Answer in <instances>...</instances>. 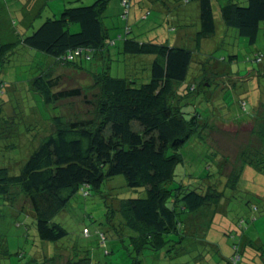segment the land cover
Returning a JSON list of instances; mask_svg holds the SVG:
<instances>
[{
    "label": "trees",
    "instance_id": "obj_1",
    "mask_svg": "<svg viewBox=\"0 0 264 264\" xmlns=\"http://www.w3.org/2000/svg\"><path fill=\"white\" fill-rule=\"evenodd\" d=\"M191 1L137 0L133 5L132 0H118L126 22L124 35L108 43L102 19L109 0L65 8L58 18L47 19L30 35L19 37V45L33 50L38 59L27 81L31 98L36 102L40 99L44 106L53 108L62 101L81 99L86 107L82 117L66 119L58 111L57 115L50 116V131L42 137L17 175L10 174L8 167H0V205H11L16 199L12 194L15 190L16 195L25 197L38 241L55 244L67 237V231L53 219L69 201L78 193L85 198L90 191L99 192L105 181L122 176L128 188L143 189L144 197L122 200L117 205L116 215L107 214L105 222L100 223L93 234L84 227L83 237L93 235L105 254L111 253L112 243L116 242L129 254L133 253L136 263L143 251L156 252L166 247L167 251L181 254L186 251L192 254L195 250V264L208 263L205 259L207 249H211L206 240L208 232L217 219L223 223L228 217L224 190L235 189V182L247 166L264 175V151L242 152V168L230 173L229 183L220 190L216 183L207 181L190 186L174 181L175 169L182 161L181 148L195 135V129L203 125H200L201 119H186L178 106L183 96L174 86L185 84L193 61V51L179 45L181 40L185 41L188 31L196 42L216 34L211 0H195L198 30L191 31L194 19L189 17V7H186ZM152 15L160 18L154 21L155 18L150 19ZM130 17L131 24L128 23ZM220 17L226 28L234 29L248 45L254 46L264 22V0L228 1L220 7ZM147 23V34L142 37L139 27ZM163 25L169 31H181L173 44L152 41V35L158 34V28ZM220 35L221 32L215 39L219 40ZM17 46L14 42L0 43V74L2 64ZM115 53L130 58L128 64L125 63L126 69L140 67L146 60L142 56L152 57L147 64L150 63V76L128 71L124 78L111 77L107 69ZM235 59L236 55L228 58L230 63ZM94 60L102 66L108 62V67L104 65L102 70L84 67L85 62ZM251 61L264 65V52L255 54ZM56 66L86 71L92 82L86 93L79 86L61 85V76H53ZM259 73L264 77V67ZM211 75L216 76L217 72ZM201 83L184 89L188 93L194 92L195 87L202 91ZM3 85L0 79V88ZM4 93L1 89V100ZM243 93L248 97L250 91ZM263 95L264 92L260 93L256 101ZM0 119L1 123L6 122L3 115ZM258 129L264 133V123ZM250 208L257 210L254 205ZM245 220L238 216L236 226ZM231 231L238 235L239 243L233 244V256L226 264L242 259L246 264H264V243L249 241L241 230L238 232L231 227L225 233L227 238L231 237ZM79 245H71L68 264H89L88 250ZM78 254L82 255L77 257ZM53 255L54 252L43 262L53 260ZM32 261L35 260L31 258L25 264Z\"/></svg>",
    "mask_w": 264,
    "mask_h": 264
},
{
    "label": "rangeland",
    "instance_id": "obj_2",
    "mask_svg": "<svg viewBox=\"0 0 264 264\" xmlns=\"http://www.w3.org/2000/svg\"><path fill=\"white\" fill-rule=\"evenodd\" d=\"M94 1L0 0V43L14 42L18 45L8 56L7 62L2 64L0 74V79L4 82L0 90L5 92L2 100L0 99V115L6 118V122L2 123L0 119V167H8L12 175L20 172L30 154L42 141V137L50 131V116L57 115L58 111L69 119L73 116L82 117L86 111L81 99L59 102L57 110L44 106L40 99L36 102L31 98L33 95L28 89L27 81L29 75L34 73L38 59L33 50L19 45V37L30 35L47 19L58 18L65 8L87 6ZM132 1L133 5L137 3V0ZM228 1L244 3L245 0H211L216 24V34L213 37L196 42L188 31L185 41L181 40V44L179 43V46L193 51V61L185 84L182 87L174 86L175 91L179 90L183 96L179 99L178 106L186 119H201L200 125H203L195 129V135L180 150L182 161L177 165L174 177L177 184L190 186L207 181L216 183V188L220 190L226 182L229 183L228 175L242 168V152L249 154L264 151V133L258 129L264 123V95L256 101L257 96L264 92V77L259 75L264 65L251 61L255 54L264 52V22L260 26L259 40L254 46L248 45L247 40L239 37L234 29L223 25L220 7ZM186 7H189V17L194 19L191 26L194 33L198 30L196 1L192 0ZM121 13L118 0H109L102 19L108 33L107 43L117 41L118 36L124 35L126 22ZM131 18L128 20L129 24ZM151 18H155V21L160 17L152 15ZM148 24L139 27L140 36L147 34L145 30ZM158 29V34L154 33L155 30L151 31L154 33L151 39L156 43L168 40L167 42L173 44L174 38L181 32L169 31L164 25ZM220 32V39L216 40ZM232 55H236V59L230 63L228 58ZM141 58L146 60L142 61L140 67L126 69L125 63L128 64L127 60L130 58L126 59L125 56L115 53L107 72L113 78H124L128 71L149 77L150 63L147 64L152 57ZM104 65L97 60L84 63V67L90 70H102ZM216 72V76L211 75ZM202 73L212 78L209 80ZM56 75L61 76V85L79 86L84 93L92 83L86 71L71 67H54L53 76ZM198 82H202L199 85L202 91L196 89ZM190 85L196 87L194 92L188 93L184 88ZM244 90L250 91L248 97L243 93ZM7 145L15 147L5 148ZM234 188L224 190L227 202L224 208L228 211V217L224 218L226 221L223 223H219L217 219L208 232L206 240L211 249H207L208 256L205 259L208 263L204 264H226V260L232 258L233 244L239 243V237L232 231L231 237H226L225 233L230 227L238 232L241 230L249 241L264 243V175L247 166L240 179L235 182ZM16 192L17 190L12 192L16 199L10 202L11 205H0V264H25L31 258L39 264H68L71 255L69 250L73 244L83 245V250H88L89 264H195V250L192 254H186L187 251L185 254L174 250L167 251L168 247L156 252L145 250L139 255V263H136L132 259L133 253L129 254L127 249L116 242L112 243L114 247L111 253L105 254L97 246L93 235L89 238L83 237L84 227L93 234L100 223L105 222L107 214L116 215L117 205L122 200L144 197L143 189L128 188L122 176L105 181L99 192L90 191L85 198L78 193L69 201L65 209L53 219L68 233L67 237L55 244L37 240L29 204L25 197L16 195ZM251 205L256 206L257 210H252ZM238 216L245 217L246 220L236 226L235 220ZM60 247H64V250ZM52 252L53 260L43 262ZM78 255L80 257L82 254ZM35 261L31 264H37ZM244 262L246 261L242 259L232 264L247 263Z\"/></svg>",
    "mask_w": 264,
    "mask_h": 264
},
{
    "label": "built area",
    "instance_id": "obj_3",
    "mask_svg": "<svg viewBox=\"0 0 264 264\" xmlns=\"http://www.w3.org/2000/svg\"><path fill=\"white\" fill-rule=\"evenodd\" d=\"M76 54H77V53H76ZM257 61H259V59H258Z\"/></svg>",
    "mask_w": 264,
    "mask_h": 264
},
{
    "label": "crops",
    "instance_id": "obj_4",
    "mask_svg": "<svg viewBox=\"0 0 264 264\" xmlns=\"http://www.w3.org/2000/svg\"><path fill=\"white\" fill-rule=\"evenodd\" d=\"M166 41H168V40H166ZM178 41V40H177Z\"/></svg>",
    "mask_w": 264,
    "mask_h": 264
}]
</instances>
